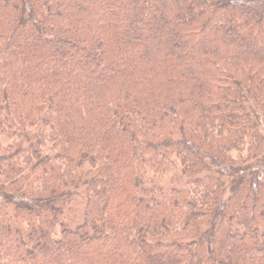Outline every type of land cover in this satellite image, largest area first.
<instances>
[{
	"label": "trees",
	"instance_id": "obj_1",
	"mask_svg": "<svg viewBox=\"0 0 264 264\" xmlns=\"http://www.w3.org/2000/svg\"><path fill=\"white\" fill-rule=\"evenodd\" d=\"M0 264H264V0H0Z\"/></svg>",
	"mask_w": 264,
	"mask_h": 264
},
{
	"label": "rangeland",
	"instance_id": "obj_2",
	"mask_svg": "<svg viewBox=\"0 0 264 264\" xmlns=\"http://www.w3.org/2000/svg\"><path fill=\"white\" fill-rule=\"evenodd\" d=\"M171 180V171L166 175V177L164 178V182L165 184H170ZM82 201H77L74 205L73 208L70 209V211L68 212V217H69V221L73 224H78L81 221V211H82Z\"/></svg>",
	"mask_w": 264,
	"mask_h": 264
}]
</instances>
